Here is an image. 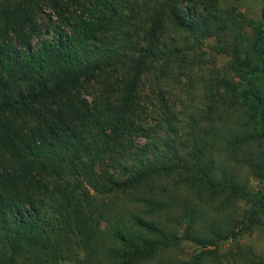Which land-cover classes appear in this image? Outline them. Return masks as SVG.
I'll list each match as a JSON object with an SVG mask.
<instances>
[{
	"label": "trees",
	"instance_id": "obj_1",
	"mask_svg": "<svg viewBox=\"0 0 264 264\" xmlns=\"http://www.w3.org/2000/svg\"><path fill=\"white\" fill-rule=\"evenodd\" d=\"M207 40L225 64L174 103ZM253 231L264 4L0 0V264H227L211 248Z\"/></svg>",
	"mask_w": 264,
	"mask_h": 264
},
{
	"label": "rangeland",
	"instance_id": "obj_2",
	"mask_svg": "<svg viewBox=\"0 0 264 264\" xmlns=\"http://www.w3.org/2000/svg\"><path fill=\"white\" fill-rule=\"evenodd\" d=\"M216 1L221 9L238 12L254 22L260 19L261 8L264 4V0ZM39 19L41 31L44 33L46 18L45 16H40ZM211 44L212 41L207 40L200 50H196L193 54H190L194 58L195 66L190 73V78L187 83L183 76H180L179 81L170 80V82H168L165 88L174 103L177 104V101H180L185 103L187 107L200 106L203 99V84L198 82L199 78L201 75L205 78H209L210 71L221 68L227 60L223 56L213 57L209 49ZM252 184L254 185L253 181ZM185 250L194 254L199 251L195 246H185ZM211 250H217L219 253H222L224 256L220 259L227 264H249L250 256L248 252H251V255H256L260 260L264 261V231L243 233L236 239L219 243L215 249L211 248Z\"/></svg>",
	"mask_w": 264,
	"mask_h": 264
}]
</instances>
